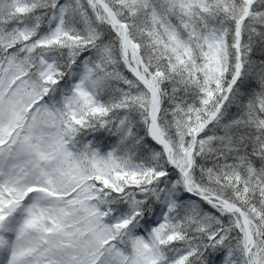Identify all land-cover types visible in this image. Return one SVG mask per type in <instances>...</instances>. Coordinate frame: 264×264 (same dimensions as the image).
<instances>
[{
  "label": "snow or ice",
  "instance_id": "1",
  "mask_svg": "<svg viewBox=\"0 0 264 264\" xmlns=\"http://www.w3.org/2000/svg\"><path fill=\"white\" fill-rule=\"evenodd\" d=\"M0 264H264V0H0Z\"/></svg>",
  "mask_w": 264,
  "mask_h": 264
}]
</instances>
